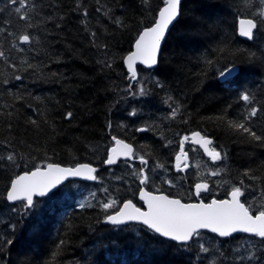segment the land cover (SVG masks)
<instances>
[{
    "label": "trees",
    "instance_id": "16d2710c",
    "mask_svg": "<svg viewBox=\"0 0 264 264\" xmlns=\"http://www.w3.org/2000/svg\"><path fill=\"white\" fill-rule=\"evenodd\" d=\"M28 2L36 5L28 10L35 26L23 31L39 42L18 45L25 49L21 52L12 48L13 36L0 32V50L9 59H0V215L5 221L0 223V235L14 240L13 245L0 244V264H260L239 259L250 250L264 258V242L256 237L223 240L201 233L199 241L177 245L139 225L105 224L106 216L115 210L105 212L101 205L112 199L139 204V182L127 174L138 164L105 166L115 144L112 136L146 156L148 174L156 182L157 164L168 168V174L175 173L171 144L197 131L211 138L222 155L227 154L221 160L224 172L210 181L220 192L224 188V194L205 196L204 202L228 198L232 186L244 180L242 200L253 207L264 203V144L229 126V121L244 122L264 135V38L245 41L237 32L239 19L257 17L264 7L261 0H184L181 22L171 29L158 66L151 71L138 68L140 82L151 90L146 98H134L126 91L130 84L135 91L137 84L128 79L124 57L133 51L139 32L153 23L163 0H149L147 5L142 0ZM14 9L8 0H0V27L20 30L24 21ZM114 17L124 26L115 24ZM93 39L107 48L94 46ZM251 52L255 57L249 58ZM25 60L35 67H28ZM105 61L111 67H105ZM233 65L239 73L227 83L220 82L219 73ZM16 75L22 79L16 80ZM156 81L163 87H157ZM243 92L250 93L261 109L250 120L245 117L252 106L240 99ZM169 96L180 107L175 119L170 118L172 101L165 102ZM133 109L138 113L135 117L129 115ZM67 112L72 119L65 118ZM143 126L151 130L137 131ZM169 140L172 143L165 146ZM9 153L17 155L15 165L4 159ZM48 163L89 164L98 169L99 179L93 184L67 183L55 195L36 200L37 207L28 216L7 211L13 207L3 198L10 181ZM247 169L262 179L249 180L243 175ZM197 182L193 174L177 180L187 186L184 193L168 191L161 182L156 189L152 184L148 188L186 203L199 202L190 196V187ZM74 185L97 193L91 206L77 207ZM9 222L15 231L8 228ZM201 243L208 253L200 251Z\"/></svg>",
    "mask_w": 264,
    "mask_h": 264
},
{
    "label": "snow or ice",
    "instance_id": "6c2138e0",
    "mask_svg": "<svg viewBox=\"0 0 264 264\" xmlns=\"http://www.w3.org/2000/svg\"><path fill=\"white\" fill-rule=\"evenodd\" d=\"M142 2L144 5H147L149 0H142ZM8 3L15 6L14 11L18 19L24 21V24L19 26V31H14L7 27H0V32H7L9 36H13L15 42L12 43V48L23 52L25 49L20 48L18 45L31 46L39 42L37 37L30 35L27 31H23V29H31L35 26L31 22L32 17L28 15V10L34 9L36 5L30 4L28 0H8ZM163 5L158 11L157 16L153 19V23L150 26L144 27L139 32L133 45L134 50L124 57V63L129 73L128 79L137 84L135 91H133L131 84L126 89L134 98H146L151 95V90L146 88L143 82H140L136 67L137 64L143 65L148 69L156 68L160 63L162 43L165 41L166 34L169 33L170 26L172 30H175L176 25L181 22L178 18L183 15L182 0H163ZM261 5H264V0H261ZM77 7L79 8L80 5H77ZM100 10L99 8L97 9V11ZM82 14L87 17V10H84ZM105 15H108V12H105ZM46 19L50 20L51 17H47ZM112 19L118 26H124L123 21L119 17ZM81 23H85L87 27L85 21H81ZM238 25L240 36L250 41H255L257 36L264 38V7L258 12L257 17L239 19ZM56 27L59 28L60 24L57 23ZM90 35L93 38L96 37L95 32H90ZM93 45L107 48V45H97L94 39ZM255 55V52H251L249 53V58L255 57ZM0 59L9 62L6 52L3 50H0ZM23 63L27 64L28 67H35V65L28 64L27 60L23 61ZM10 66L12 68L16 67L15 64H10ZM104 66L111 67V64L105 61ZM237 71L239 69L233 65V67L228 68L226 71H221L219 76L227 83L233 72ZM14 78L16 80L22 79L19 75H16ZM156 86L163 87L159 81H156ZM240 99L245 104L252 106L245 120L257 117L261 109L254 105L253 96L248 92H243L240 95ZM169 101H172V103H168ZM165 102L171 108L170 118L175 119L180 113L179 105L175 104L171 96ZM137 114L135 109L129 112V115L132 117L137 116ZM9 115L11 114L9 113ZM65 118L72 119V113L67 112ZM30 123L35 125L37 121L30 120ZM229 126L247 134L252 140L264 144V135H258L246 123L229 121ZM111 127V122H109L108 128L111 129ZM150 130L149 126H143L137 129L139 132H147ZM111 138L115 141V146L109 149V155L105 163L107 165H115L121 157H124L126 160H138L140 165L144 167L134 169L133 175L138 178L141 185L149 184L152 178L148 174L147 166L149 161L146 159V156L136 154L130 144L125 143V141L118 139L116 136H112ZM187 142L200 145L204 153L213 163L226 158V153L222 155L221 151H218L216 147L212 146L214 142L211 138L202 135L198 131L193 132L191 136H183L180 141V148L175 156L174 164L177 172H185L188 168V153L184 149V144ZM171 143L169 140L165 146ZM4 159L15 165L17 155L15 153H9ZM156 167L164 169L163 164H157ZM224 170V168L210 169L207 175L211 177L221 176ZM96 172L97 169L89 164H80L76 167H61L57 164L48 163L46 166L36 167L33 171L17 175L10 181L3 197L13 205L7 211L28 216L37 207V202L34 201L35 196H47L49 192H52L53 189L57 188L58 185L70 177H80L85 180L96 181L99 179L95 175ZM200 175L202 177L205 173L201 172ZM243 175L252 181L262 179L261 177L253 175L251 169L245 170ZM162 182L168 184L169 187L176 186L172 179L163 178ZM239 183L240 186H232L227 199L217 200L213 198L209 203L204 202L202 194L207 193L211 195L212 188L208 181L202 179L193 186L194 191L192 195L199 198L198 203H185L181 199L172 198L165 194L155 195L142 188L139 191V199L146 204V210H142L132 200H127L120 205L117 200L112 199L110 202L102 203L101 207L105 212L113 208L117 209L115 213L106 216V223L120 225L128 221H136L144 225L151 233L185 246H188L194 238L197 241L200 240L201 229H206L217 234L219 237L225 238L232 237L234 233H248L251 236L259 238L261 242H264V203L258 207H253L252 202L248 200L242 201L241 198L245 196L246 186L244 180H240ZM17 202L20 203L18 204ZM81 207L83 208L84 205L81 204ZM4 222L3 216L0 215V223ZM7 226L12 231H15L14 224L9 222ZM0 244L13 245L14 240L11 238L5 239L0 235ZM61 244H63V241H61ZM199 247L201 252H209V248L205 247L204 244L201 243ZM261 247L264 248V243L261 244ZM216 252L220 256H223V252L220 249H216ZM239 259L246 261L259 260L260 264H264V258L257 256L254 250H250L248 255L241 256ZM213 264H215V261H213Z\"/></svg>",
    "mask_w": 264,
    "mask_h": 264
},
{
    "label": "rangeland",
    "instance_id": "374dc122",
    "mask_svg": "<svg viewBox=\"0 0 264 264\" xmlns=\"http://www.w3.org/2000/svg\"><path fill=\"white\" fill-rule=\"evenodd\" d=\"M181 139H182V137H181ZM181 139H177V144L178 145H180ZM173 146H175V143L171 144V147H173ZM179 148H180V146H178V148H176V149H173V148L170 149L171 152H173L174 156H176V154L178 153ZM184 149H185V151L188 153V155L190 157V161L188 162V165L190 166V168H189L190 169V174L191 175L192 174L195 175V177L198 178L199 182L203 179V180H206V181H208L210 183V181H211V179H213V177L208 176L207 172L210 169L214 170V169L221 168V165H222L221 161L218 163V165L212 164L209 160H207L205 158V156L201 153V151L199 149H196V148L190 146V142H188V145H186ZM197 165H199V167H197ZM132 167L134 169L141 168L140 165L138 167H136V166H132ZM165 169H166V171H165ZM128 170H130V169H128ZM133 171L134 170H132L130 172L128 171L127 174L130 175L131 179L134 180V178H135L139 182L138 178L135 175H133ZM168 171H169V169L166 168V167H164V169L156 167V177H157L156 182L151 180L150 184H152V186L156 189L157 185L160 186L159 182L163 183L162 179L163 178H167V179H172L173 182L176 185V181L180 180V178L183 177L181 175V173H169L168 174ZM201 172L205 173V175L202 176V177L200 175ZM163 184H166V183H163ZM218 184H220V182L217 183L216 185H218ZM166 186H167V188H170V189H173V190L179 189L180 193H184L183 190H181L180 188H177L176 186L175 187H169L168 184H166ZM211 188H212L211 195L205 193V194H202L203 197L212 196V195H215V194H217L218 196L219 195L222 196V194H224L223 193L225 191L224 188L221 190V192H220L219 189H216L213 186H211ZM218 188H220V187H218ZM73 190L76 193L75 204L77 205L78 208H82L81 204H83L84 207H86V206H91L94 203V201L96 199L95 197H96V194H97L96 192L90 191V190H85V189H83V188H81V187H79L77 185L73 186ZM190 196H191V198H193L194 195L190 194ZM120 205H122V204H120ZM110 210L111 211H114V210L116 211L117 209L113 208V209H110Z\"/></svg>",
    "mask_w": 264,
    "mask_h": 264
},
{
    "label": "water",
    "instance_id": "95a60500",
    "mask_svg": "<svg viewBox=\"0 0 264 264\" xmlns=\"http://www.w3.org/2000/svg\"><path fill=\"white\" fill-rule=\"evenodd\" d=\"M183 1L184 0H182V4H183ZM179 19V18H178ZM175 23V22H174ZM238 27H239V25H237V32H238V36H239V38H241L242 40H245V41H250V40H248L247 38H245V37H242V36H240L239 35V31H238ZM171 26H170V30H169V33H170V31H171ZM169 33L168 34H166V37H165V41L162 43V47H161V53H162V49H163V46H164V44H165V42H166V40H167V37H168V35H169ZM133 50H134V48H133ZM124 65H125V63H124ZM158 66V65H157ZM156 66V67H157ZM137 71H138V68L139 67H141V68H144V69H146V70H154L155 68H153V69H148V68H146L145 66H143V65H140V64H137ZM125 68H126V70H127V67H126V65H125ZM237 69H239L238 67H236ZM127 73H128V71H127ZM239 73V71H237V72H233V74L229 77V79L228 80H230V79H232V78H234L237 74ZM129 74V73H128ZM219 81L220 82H225L221 77H219ZM202 134V133H201ZM202 135H204V134H202ZM191 136V135H190ZM205 136V135H204ZM209 138V137H208ZM126 143V142H125ZM191 144L193 145V146H195V147H198L199 148V150L202 152V154L208 159V160H210V158L204 153V151H203V149L201 148V146L200 145H198V144H194V143H192L191 142ZM114 146H115V144H114ZM213 146V145H212ZM212 146H210V147H212ZM108 155H109V152H108ZM120 161H128V160H126L124 157H121L120 159H119V161L118 162H120ZM129 161H133V160H129ZM211 161V160H210ZM139 162V161H138ZM212 162V161H211ZM219 162V161H218ZM218 162H215L214 164H217ZM213 163V162H212ZM118 164V163H117ZM117 164H115V165H107L106 163H105V166L106 167H115ZM59 166H61V165H59ZM78 166V165H77ZM61 167H64V166H61ZM76 167V166H75ZM92 167H94V166H92ZM94 168H96V167H94ZM97 169V168H96ZM97 172H98V169H97ZM97 172L95 173V175H97ZM97 181V180H96ZM96 181H92V180H85V179H82V178H80V177H70V178H68L67 180H65L62 184H60V185H58L57 186V188H55V189H53L52 190V192H49L48 193V195L47 196H43V197H41V196H35L34 197V201H36V200H43V199H47V198H49L51 195H53V193H55V192H57L58 190H60L62 187H64L67 183H69V182H81V183H88V184H93V183H95ZM143 189H145V190H147L145 187H143ZM148 191V190H147ZM149 192V191H148ZM150 193H152V192H150ZM152 194H155V195H159V194H156V193H152ZM166 195V194H165ZM179 199V198H178ZM227 199V198H226ZM242 199V198H241ZM138 200L140 201V203L142 204V210H146V204L143 202V201H141L140 199H139V195H138ZM243 201V200H242ZM183 202V201H182ZM9 203V202H8ZM17 203H20V202H17ZM134 203V202H133ZM186 203V202H185ZM190 203H198V202H190ZM209 203V202H208ZM10 204V203H9ZM10 205H12V204H10ZM105 224H107V225H109V226H112V227H125V226H127V225H129V224H133V225H139V226H142V227H144V228H146L144 225H142V224H140L139 222H136V221H128L127 223H125V224H120V225H113V224H109V223H106L105 222ZM148 230V229H147ZM201 233H208V234H210V235H213V236H215V237H217V238H219V239H223V240H226V239H229V238H231V237H227V238H225V237H219L217 234H215V233H212V232H210V231H208V230H206V229H201ZM156 235V234H155ZM237 235H243V236H246V237H254V236H251L250 234H248V233H234L233 234V236L232 237H234V236H237ZM158 236V235H157ZM159 237V236H158ZM160 238H162V239H164V240H167V241H169V242H172V243H175V244H177V245H181V244H179V243H177V242H175V241H170V240H168V239H166V238H163V237H160ZM257 238V237H256ZM195 239V238H194ZM259 239V238H258ZM192 242V241H191ZM190 242V243H191ZM189 243V244H190Z\"/></svg>",
    "mask_w": 264,
    "mask_h": 264
},
{
    "label": "flooded vegetation",
    "instance_id": "af4514ba",
    "mask_svg": "<svg viewBox=\"0 0 264 264\" xmlns=\"http://www.w3.org/2000/svg\"><path fill=\"white\" fill-rule=\"evenodd\" d=\"M186 145H188V142L187 143H185L184 144V148H185V146ZM178 146H180V145H178V144H176L175 146H173V147H171V148H173V149H176V148H178ZM190 146H192V147H194V148H196V149H199L198 147H195V146H193L192 144H191V142H190ZM133 147V146H132ZM133 149L135 150V148L133 147ZM206 158V157H205ZM207 159V158H206ZM208 160V159H207ZM190 161V157H189V155H188V161H187V163ZM210 161V160H209ZM120 162H130L131 164H138V166L140 165V163L138 162V160H133V161H120ZM120 162H118V164L120 163ZM174 163H173V165L175 164V157H174V161H173ZM117 164V165H118ZM116 165V166H117ZM141 167H143V165H140ZM148 167V166H147ZM173 168H174V166H173ZM190 166L188 165V168H187V170L185 171V172H177L176 170H175V168H174V171H175V173H181V175L182 176H190L191 174H190ZM150 184V183H149ZM149 184H147V185H141L140 183H139V191H140V189H142L143 187H145L149 192H152V193H154L153 191H151L149 188H148V186H149ZM165 185V189L166 190H168V191H173V189H170V188H167V186H166V184H164ZM176 187L177 188H180L181 190H185V189H187V186H185L183 183H176ZM139 191H138V193H137V201L139 202V204H137V206L138 207H141L142 208V204L140 203V201L138 200V195H139ZM174 191H177V190H174ZM190 191H191V193L194 191V188L193 187H190ZM156 194H166V193H163V192H158V193H156ZM167 195V194H166ZM169 196V195H168ZM171 197V196H170ZM195 197V196H194ZM172 198H175V197H172ZM196 199H198L199 200V198H197V197H195ZM135 203V202H134ZM136 204V203H135Z\"/></svg>",
    "mask_w": 264,
    "mask_h": 264
}]
</instances>
